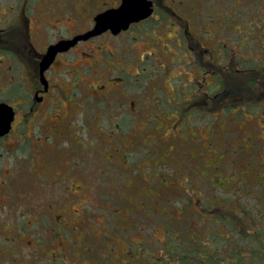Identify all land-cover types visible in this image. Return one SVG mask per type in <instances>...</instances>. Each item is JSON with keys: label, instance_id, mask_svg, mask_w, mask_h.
<instances>
[{"label": "rangeland", "instance_id": "obj_1", "mask_svg": "<svg viewBox=\"0 0 264 264\" xmlns=\"http://www.w3.org/2000/svg\"><path fill=\"white\" fill-rule=\"evenodd\" d=\"M152 1L148 20L59 58L40 103L46 43L84 31L120 0H0V102L18 105L0 145V264H147L145 244L165 240L198 208L177 197L186 192L191 204L203 185L221 194L217 187L264 182L255 146L263 129L207 103L197 68L180 54L189 35L208 45L239 0ZM191 103L210 115L183 113Z\"/></svg>", "mask_w": 264, "mask_h": 264}, {"label": "trees", "instance_id": "obj_2", "mask_svg": "<svg viewBox=\"0 0 264 264\" xmlns=\"http://www.w3.org/2000/svg\"><path fill=\"white\" fill-rule=\"evenodd\" d=\"M230 1L222 0L223 6ZM237 5L240 7L234 14L227 8L225 18L218 23L217 35L211 32L205 40L208 45L189 35L180 54L189 56L197 68L198 71L193 69L197 71L193 79L202 85L200 96L206 97L207 103L217 102L228 113L236 109L242 119L251 116L264 131V0H239ZM198 16L199 20L204 19ZM208 77H213L212 82L207 81ZM214 84L218 90L211 94L213 89L208 88ZM18 91L17 86L8 94ZM194 109L208 112L205 118L210 115L195 104L181 105L183 113L191 112V118ZM259 143L255 146L258 144V150L264 151V144ZM206 188L203 185L191 204L185 191V195L175 199L178 205L198 208L190 215L192 218L183 221L181 217L179 229L170 228L177 234L174 239L168 238V230L165 240L155 246L144 243L153 251L147 264H264V182L253 183L250 188L239 185L234 190L217 187L221 194L216 188ZM183 228L190 230L186 236L181 232Z\"/></svg>", "mask_w": 264, "mask_h": 264}, {"label": "water", "instance_id": "obj_3", "mask_svg": "<svg viewBox=\"0 0 264 264\" xmlns=\"http://www.w3.org/2000/svg\"><path fill=\"white\" fill-rule=\"evenodd\" d=\"M154 12L152 0H121L117 7L109 8L95 16V27L85 33L77 36L71 40H61L48 47L46 53L42 56L39 63V78L44 85L45 90L48 89V79L45 75L46 70L53 63L59 51L67 50L71 45H74L79 39H86L90 36L98 35L104 30L110 29L113 34H118L121 31H126L131 24L148 19ZM37 101H41L38 93L35 94ZM14 107L7 103H0V135L3 129L10 127L14 120Z\"/></svg>", "mask_w": 264, "mask_h": 264}, {"label": "flooded vegetation", "instance_id": "obj_4", "mask_svg": "<svg viewBox=\"0 0 264 264\" xmlns=\"http://www.w3.org/2000/svg\"><path fill=\"white\" fill-rule=\"evenodd\" d=\"M107 3H108V2H107ZM120 3H121V0H120V2H119L118 4H116V5H111V6L107 7V8H105V9H102L101 11L97 12L96 15L99 14V13H101V12H103V11H105V10H107V9H109V8L117 7V6L120 5ZM96 15H94L93 18L89 21V23H88V25L86 26V29H85L84 31H82V32H78V33H76V34H75V32H73V33H68L67 35H60L59 37H57V35H56L54 40L49 41L48 43H46V46L43 48V52H42L41 54H42V55L45 54L46 51H47V49H48V47H49L50 45H52V44H55V43H57V42H59V41H61V40H71V39H73V38H75V37H77V36L84 35L85 33L91 31V30L95 27V25H96V21H95V16H96ZM149 18H150V17H149ZM149 18H148V19H149ZM148 19H145V20H142V21H139V22H136V23H141V22L146 21V20H148ZM56 21H57V19H55L52 23H49V24H51V25H52V24H55ZM49 22H50V21H49ZM136 23L131 24V26L134 25V24H136ZM131 26H130V27H131ZM128 30H129V29H128ZM128 30H126V31H128ZM126 31H121V32L118 33V34H113L112 31H111L110 29H108V30H104L102 33H100V34H98V35L90 36V37H88V38H86V39H83V38H82V39H79L74 45H71V46H70L67 50H65V51H59V52L57 53L56 58L54 59L53 63L50 65V67H49V68L46 70V72H45V75H46V77H47V79H48V89L45 90L44 85L40 82L41 86L38 87V88H36V90H35V92H34V99L36 100V98H35V94L38 93V97L41 99V101H38V102L43 103V102L46 100L47 95H49V93L51 92V89H52V83H51V79H50V77H49V72H50V70H53V67H54L55 63L58 62L59 58H62L63 55H66V54H72V53H73V52H72V49H75L77 46H80V45H81L82 43H84V42H89V43L91 42V43H92V41H93L94 39H96V38H98V37H100V36H103V35H106V36H107V34H111V35H114V36H119V35H121L123 32H126ZM71 52H72V53H71ZM177 52H178V51H177ZM103 53H104V54H107V49L103 50ZM74 54H75V53H74ZM83 54H87V53H83ZM41 58H42V57H41ZM41 58H40V60H41ZM39 63H40V61H39ZM38 73H39V64H38ZM39 81H40V78H39ZM0 103H1V102H0ZM8 104H9L10 106L14 107V108H16V106H17V108H18V105H15V106H14V105H11L10 103H8ZM48 106H49V105H48ZM46 107H47V106H46ZM15 117H16V116H14V120H15ZM14 120L11 122L9 128H7V129H6V128L3 129L2 134L0 135V145L4 146V141H7V140H8V137H9L10 132H11V128L13 127Z\"/></svg>", "mask_w": 264, "mask_h": 264}]
</instances>
